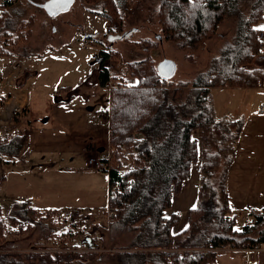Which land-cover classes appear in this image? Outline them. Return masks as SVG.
Returning <instances> with one entry per match:
<instances>
[{"label": "trees", "instance_id": "trees-1", "mask_svg": "<svg viewBox=\"0 0 264 264\" xmlns=\"http://www.w3.org/2000/svg\"><path fill=\"white\" fill-rule=\"evenodd\" d=\"M16 1L1 0L0 3V27L5 26L0 29L1 59L14 57V49L20 50L19 46L24 48V58L32 56L27 50L32 19L21 21L15 36V30L8 29L10 8ZM43 1L40 5L50 0ZM127 1L84 0V3L87 10L107 19L109 27L104 37L108 38L124 32L123 11ZM147 1L157 4L156 14L163 35L191 49L205 47L226 21L234 19L236 26L231 39H222L220 57L213 58L210 67L192 83L174 85L171 80H163L147 57L129 63L130 80L124 79L123 83L111 87L110 61L119 53L110 48L96 56L99 69L84 85L94 83L111 88L109 107L101 113L108 120L110 133L109 158L104 160L111 165L110 204L112 209L117 208L108 222V231L112 235L133 236L121 248L124 252L117 255L118 260L121 264H211L217 252L208 250L209 245L216 249L262 247L264 209L251 212L255 219L252 227L246 225L238 230L237 216L229 202L230 169L236 159L244 121L219 116L213 91L227 87L257 88L263 82L264 70L259 65L253 69V63L257 57L262 60L257 56L255 24L263 19L264 0H249L248 16L240 9L245 0ZM99 35L94 34L90 39L104 46L103 40L98 41ZM3 81L0 69V88ZM4 107L5 99L0 96V112ZM28 112L25 107L16 113L15 123L21 117L28 118ZM197 131L202 133L201 145L194 138ZM28 143L25 132L0 136V165L24 162ZM123 159L132 162L131 170H120ZM197 163L200 164L197 204L189 211L188 228L175 235L174 228L181 218L171 212L172 199L181 193L184 183L190 179L192 166ZM15 203L8 220L3 218L0 207V245L8 227L21 222L15 219V213L23 210L38 213L28 200ZM39 225L37 220L36 226ZM4 258L5 255L0 259Z\"/></svg>", "mask_w": 264, "mask_h": 264}, {"label": "rangeland", "instance_id": "rangeland-1", "mask_svg": "<svg viewBox=\"0 0 264 264\" xmlns=\"http://www.w3.org/2000/svg\"><path fill=\"white\" fill-rule=\"evenodd\" d=\"M42 3L43 0H17L10 8L11 20H7L8 29L11 32L15 30L14 36L21 21L32 19V34L27 48L32 56L29 70L24 68L22 71H19L21 63L25 65L27 62L22 56L23 47L19 46L18 51L14 49L16 52L14 57L0 58L4 81L9 82L11 88L15 86L19 89L29 83V95L36 110L45 108L48 100L73 101L74 99L82 102L94 109L93 120L100 125L97 121V118H100L101 130L105 132L109 130L107 126L109 123L101 113L109 107L111 88H104L94 83L84 85L87 78L94 76L99 69L100 63L96 61V56L102 51L108 52L111 48L115 53H119L110 61L113 67L111 87L123 83L124 79L130 80L128 76L130 72L127 71L129 63L143 61L147 57H150L156 69L164 60H172L177 64V74L170 81L172 84L192 83L201 72L210 67L213 58L220 57L222 39H231L236 26L234 19L226 21L220 26L215 37L205 43V47L191 49L163 35L156 14L157 4L154 1L128 0L125 3L124 32L118 34L120 37L126 34L123 39L104 37L109 27L107 19L87 10L84 0H76L68 12L56 15H49L40 5ZM98 5L97 8L100 9L101 5ZM249 6V0H245L240 5L242 13L247 16L250 13ZM262 26L263 22L256 23V32ZM3 28L5 26L0 27ZM98 33L101 34L98 41L103 40L104 46L86 37ZM258 46L257 56L262 60L255 58L253 69L259 65L257 67L263 71L264 60L260 56V45ZM255 53L257 54V45ZM263 86L264 78L257 88L248 89H260L264 92ZM220 92L219 89H215L213 99L218 115L224 116L223 110L235 109L230 102V92L224 90V93H229L227 97H222ZM240 102L238 98L236 100L238 108ZM4 114L5 119L10 121L16 111L10 109ZM6 120L3 119L6 124H10ZM26 120L28 118L25 116L21 117L20 123ZM121 163V171H128L133 167L129 159H123ZM125 164L128 165L126 169H124ZM14 166L15 164L0 165V207L3 218L9 219L15 193L25 194L31 202V207L32 204L36 207L40 206L44 213L36 215L29 210L27 212L23 210L14 214L15 219L21 222L8 227L6 238L1 239L0 258L4 255L6 257L0 259L1 263L16 264L18 261L22 264H121L117 255L124 252L121 248L128 245L133 236L125 233L112 235L108 231V222L112 219L109 216L111 204L108 173L104 175L105 177L87 180V185H96L105 190L98 191L100 193L98 199L85 200L89 193L86 191L87 185H83L71 190L73 193L70 195L71 199H65L59 204L55 182L38 181L39 177H36L37 179L31 178L27 185H23V179L16 176L20 175L19 170L24 171V169ZM9 173L13 175L10 181H8ZM28 174L39 176L33 169H29ZM3 177H6L4 181ZM178 215L180 221L189 218V212L186 211ZM37 220H40L39 226H36ZM243 225V221L238 222L236 229H242ZM227 249L229 248L217 251L215 261L211 264H245L246 255L229 253ZM86 254H91L93 257L86 258L84 256ZM38 255L47 256L40 258L37 257Z\"/></svg>", "mask_w": 264, "mask_h": 264}, {"label": "crops", "instance_id": "crops-1", "mask_svg": "<svg viewBox=\"0 0 264 264\" xmlns=\"http://www.w3.org/2000/svg\"><path fill=\"white\" fill-rule=\"evenodd\" d=\"M30 60V58L27 59L25 65L21 63L19 71L24 68L29 70ZM28 88L29 83L19 89L15 86L11 88L9 82L3 81L0 96L5 99V107L0 112V136L20 132L28 134L29 143L25 161L15 163L14 166L18 169L23 168L24 171L19 170L20 175L16 177L23 179V185H27L31 178L37 179L36 177H39L38 181L55 182L56 194L59 196L58 203L62 204L65 199H71L70 195L73 194L71 190L87 185V180L92 181L108 175L107 173L91 174L86 172V169L87 162L92 156L101 160L109 158L110 133L109 130L106 132L101 130L100 118H97L100 125L95 123L93 108L74 99L73 101L48 100L45 108L36 110L32 105ZM216 89L221 91L222 97H227L229 94L224 93V90L230 92V102L235 110H223L224 116L244 121L236 159L230 169L228 187L229 202L237 216V223L243 221L245 226L254 220L252 211L264 209V115L260 113L264 92L260 89L245 88ZM238 98L241 100L239 108L236 106ZM25 107H28L29 117L24 123H15L14 115L11 120L9 119L10 121L5 119L4 112L15 109L18 113ZM2 118L10 124H6ZM194 138L201 145V131L195 132ZM29 169H33L39 176L29 175ZM11 178L13 175L9 173L8 181ZM199 183L200 164L197 163L192 166L190 179L184 183L182 193L174 197L172 212L184 214L185 211L189 212L196 206ZM101 189L96 185H87L86 191L89 195L85 200L98 199L97 196H100L98 191ZM25 200H29L25 194H13V206L15 202ZM32 207L38 209V213H44L40 206L36 207L32 204ZM188 226L189 218L186 221H180L173 233L179 234ZM227 248L229 253L246 255L245 264H264V246L260 247L261 251L257 254H252L251 248Z\"/></svg>", "mask_w": 264, "mask_h": 264}, {"label": "water", "instance_id": "water-1", "mask_svg": "<svg viewBox=\"0 0 264 264\" xmlns=\"http://www.w3.org/2000/svg\"><path fill=\"white\" fill-rule=\"evenodd\" d=\"M76 0H50L46 4H43L42 7L49 15H56L61 12H68L74 5ZM94 35H87L86 37L90 39ZM126 37V34L122 37H108L115 39H123ZM177 64L172 60H164L157 66V73L163 80H172L177 74Z\"/></svg>", "mask_w": 264, "mask_h": 264}, {"label": "built area", "instance_id": "built-area-1", "mask_svg": "<svg viewBox=\"0 0 264 264\" xmlns=\"http://www.w3.org/2000/svg\"><path fill=\"white\" fill-rule=\"evenodd\" d=\"M261 22H263V26H262V28H259V31L257 32V40H258V43L260 45V56L264 60V30H262V29H264V14H263V19H262ZM262 88L264 90V86ZM260 113L262 115H264V103L260 107ZM97 158L98 157H96V156H92V157L89 158V160L87 162L86 172L91 173V174H95V173H110V171H111L110 164H108L107 162L101 160L100 158H98V159ZM127 166L128 165L125 164L124 165V169H126ZM114 189L117 190L118 186H115ZM116 210H117V208H113V209L111 208V210L109 212V216L113 217ZM254 224H255V221L253 220V222L250 223L249 226L252 227ZM223 249H226V247L225 248L216 249L212 245L208 246V250H211V251H219V250H223ZM250 251H252V254H257L258 252L261 251V248L260 247H254V248H251Z\"/></svg>", "mask_w": 264, "mask_h": 264}, {"label": "snow or ice", "instance_id": "snow-or-ice-1", "mask_svg": "<svg viewBox=\"0 0 264 264\" xmlns=\"http://www.w3.org/2000/svg\"><path fill=\"white\" fill-rule=\"evenodd\" d=\"M262 30H264V29H262Z\"/></svg>", "mask_w": 264, "mask_h": 264}, {"label": "flooded vegetation", "instance_id": "flooded-vegetation-1", "mask_svg": "<svg viewBox=\"0 0 264 264\" xmlns=\"http://www.w3.org/2000/svg\"><path fill=\"white\" fill-rule=\"evenodd\" d=\"M100 65V64H99Z\"/></svg>", "mask_w": 264, "mask_h": 264}]
</instances>
